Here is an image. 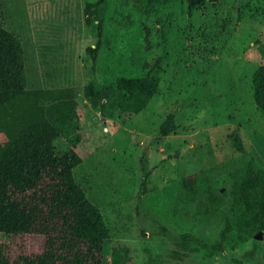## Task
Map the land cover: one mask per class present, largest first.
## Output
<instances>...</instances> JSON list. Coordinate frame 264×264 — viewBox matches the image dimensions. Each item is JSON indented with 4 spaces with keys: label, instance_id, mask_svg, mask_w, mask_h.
I'll list each match as a JSON object with an SVG mask.
<instances>
[{
    "label": "rangeland",
    "instance_id": "obj_1",
    "mask_svg": "<svg viewBox=\"0 0 264 264\" xmlns=\"http://www.w3.org/2000/svg\"><path fill=\"white\" fill-rule=\"evenodd\" d=\"M96 1L0 0V22L22 43L27 88H73L86 106L81 127L98 131L74 176L109 228L105 264L115 247L127 264H264V232L255 239L236 202L249 164L264 172L252 84L264 64V0H206L191 16L188 0H106L88 26L85 3ZM99 22L93 69L86 47ZM156 61L158 92L127 124L85 99L90 80L142 77ZM170 112L180 128L159 137ZM234 131L249 155L234 149ZM54 144L60 155L69 149L61 137ZM191 175L193 193L183 184Z\"/></svg>",
    "mask_w": 264,
    "mask_h": 264
},
{
    "label": "trees",
    "instance_id": "obj_2",
    "mask_svg": "<svg viewBox=\"0 0 264 264\" xmlns=\"http://www.w3.org/2000/svg\"><path fill=\"white\" fill-rule=\"evenodd\" d=\"M206 0H188V14ZM106 0L86 2L85 23L91 26ZM103 29L97 24L95 46H87L96 68ZM119 76L114 84L90 80L84 97L103 118L125 125L157 94L161 78ZM255 106L264 116V64L252 75ZM86 106L73 88L28 89L24 51L17 36L0 22V264H105L109 228L100 209L76 182L74 169L98 147V131L81 127ZM180 128L173 112L159 127V137ZM63 138L68 151L60 155L55 140ZM236 152L249 155L240 135H230ZM254 159L251 157V162ZM197 176L183 179L195 192ZM243 224L264 232V172L251 164L236 193ZM258 243V242H257ZM123 250L112 249L111 264H127ZM258 263V261H256Z\"/></svg>",
    "mask_w": 264,
    "mask_h": 264
},
{
    "label": "water",
    "instance_id": "obj_3",
    "mask_svg": "<svg viewBox=\"0 0 264 264\" xmlns=\"http://www.w3.org/2000/svg\"><path fill=\"white\" fill-rule=\"evenodd\" d=\"M262 233H263V231H259V233L255 236V239L261 240L262 239Z\"/></svg>",
    "mask_w": 264,
    "mask_h": 264
}]
</instances>
